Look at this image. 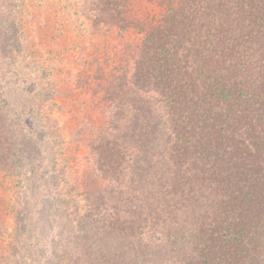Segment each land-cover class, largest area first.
Returning a JSON list of instances; mask_svg holds the SVG:
<instances>
[{
  "label": "trees",
  "instance_id": "obj_1",
  "mask_svg": "<svg viewBox=\"0 0 264 264\" xmlns=\"http://www.w3.org/2000/svg\"><path fill=\"white\" fill-rule=\"evenodd\" d=\"M83 1L93 23L137 27L134 0ZM164 2L105 82L106 123L88 142L104 186L50 264H264V0ZM6 19L0 81L20 47ZM7 107L0 91V122ZM10 135L0 164L17 169L39 147L16 120Z\"/></svg>",
  "mask_w": 264,
  "mask_h": 264
},
{
  "label": "rangeland",
  "instance_id": "obj_2",
  "mask_svg": "<svg viewBox=\"0 0 264 264\" xmlns=\"http://www.w3.org/2000/svg\"><path fill=\"white\" fill-rule=\"evenodd\" d=\"M7 2L0 17L20 28V47L0 81L8 104L0 137L11 136L16 120L39 150L25 149L17 169L0 164V264H50L54 239L74 232L86 194L103 185L88 142L106 123L105 82L132 62L166 2L132 1L137 27L128 31L91 22L83 0Z\"/></svg>",
  "mask_w": 264,
  "mask_h": 264
}]
</instances>
